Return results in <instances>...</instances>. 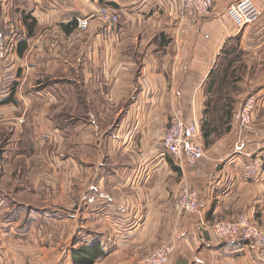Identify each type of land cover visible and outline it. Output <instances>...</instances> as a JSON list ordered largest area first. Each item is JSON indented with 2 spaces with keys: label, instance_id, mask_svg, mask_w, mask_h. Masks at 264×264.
Here are the masks:
<instances>
[{
  "label": "crops",
  "instance_id": "0c3cea01",
  "mask_svg": "<svg viewBox=\"0 0 264 264\" xmlns=\"http://www.w3.org/2000/svg\"><path fill=\"white\" fill-rule=\"evenodd\" d=\"M232 1L215 0L214 14L191 18L177 15L166 0H0V67L11 66L0 70V98L16 109L12 99L37 96L49 107L43 123L36 109L32 142L44 143L40 124L59 131L47 143L48 160L60 165L50 147L61 150L64 142L68 190L79 194L66 202L72 213L65 217L44 218L40 209L47 208L38 204H22L23 215L10 217L22 211L15 202H0V264H49L53 257V264H72V250L94 242L100 254L93 264H135L171 237L178 246L168 264H264V248L200 232L199 217H176L170 198L185 180L200 191L206 222L245 212L264 228V171L258 180L242 172L255 156L264 168V84L253 93L259 97L254 132L240 131L237 110L231 129L185 172L160 144L173 112L201 119L204 84L226 41L239 35L245 55L264 61V0H254L262 23L241 29L222 13ZM102 5L117 11V22L92 19ZM24 15L35 21L30 34ZM81 17H91L86 31L76 27ZM32 81L33 88L25 87ZM57 114L68 121L57 126ZM15 118L5 117L0 127L18 129L19 142L28 141L26 122ZM63 222L71 226L70 239L60 247L41 231Z\"/></svg>",
  "mask_w": 264,
  "mask_h": 264
},
{
  "label": "rangeland",
  "instance_id": "374dc122",
  "mask_svg": "<svg viewBox=\"0 0 264 264\" xmlns=\"http://www.w3.org/2000/svg\"><path fill=\"white\" fill-rule=\"evenodd\" d=\"M255 23H253V25ZM261 23L262 20L258 22V25H260ZM234 28L238 29L236 26H234ZM5 42L6 40L2 39V44L5 45ZM8 51L9 50L5 46L3 52L6 54L8 53ZM243 52L244 53H241V57H235L233 59V63L229 70V72H235L239 80L233 87L234 93H231L232 96L238 97L237 99L239 100V109L243 101L249 95L253 94L254 91L259 88V86L264 84V61H260L258 63V61L255 58H251L245 55L246 53L245 51ZM222 58L223 57H220V60L218 61V65L217 67H215V70L217 71L219 70L218 74H223V72L225 71L224 70L226 67L225 62L220 63V61H222ZM3 68L10 69L11 66L6 67L5 65L4 67H0V70H2ZM39 79L41 80V78ZM38 83L39 81L36 82V85ZM33 85L35 86L34 81H32V83L28 82L25 87L30 89L33 88ZM14 87L15 85L13 86V88ZM5 99H10V98H5ZM58 99L59 98H57V100ZM12 100L16 109H13L11 107L12 105L7 106L10 107L9 109H7L5 104L0 105V120L3 121V119L7 117L6 121L12 122L16 117L15 122H18L22 125L26 122L25 123L26 129H28V134L29 136H31L30 125H33L34 121L36 120V116H35L36 109L38 110V113L41 115L38 118L39 121L40 119L43 118L42 113L43 112L47 113L49 107L45 108L42 104H40L39 103L40 100H38L37 96L34 97L22 96L19 97V101L16 100V98ZM15 100L17 101V103ZM41 100L47 101L48 98H42ZM57 105L59 106L60 103L58 102ZM90 117L92 118V116ZM53 121L57 126H60L68 121V117L65 114H57L55 120ZM41 122L43 123V119L41 120ZM40 126L41 128L39 132V137L41 140H44V143H41V145L38 144L37 142L34 144L32 142V136L28 141L22 140L19 142L18 137H16L17 136L16 134L18 133V129H16L15 134H13L12 128L0 127V202H4V203L15 202V204H17L16 206H18L19 210L21 211L23 209L22 204H24L25 206L27 204H38L42 208H47V209H40L41 215L44 218L49 217V215L52 212L56 213L55 215H58L60 217H65L72 213L71 208L65 207L66 202L68 200H71L72 198L75 200L76 197H78L79 195L78 193H73L71 195V193H69L68 190L70 186L68 183L69 176H66L64 169L65 166L63 164V159L65 157V151H64L65 143L63 142V144L61 145L62 146L61 150H59L58 148L55 149L54 147H50L51 153L56 154L58 159L61 160L60 165H56L53 161L50 162L48 160L49 156H48L47 143L49 142V140L54 142L55 137L59 138V131L58 130H57L58 132L56 130L54 131L52 128L47 129L45 128V126H42V124H40ZM6 133H8V135H6ZM80 136L82 135L80 134L79 138ZM202 147L204 148V155H205L206 146L203 144V142H202ZM74 179H75V183H73V185L75 187L80 186L79 179L78 178H74ZM18 202L21 204L19 205ZM52 203H55L56 205L53 206ZM26 210L27 209L25 208V211ZM4 211L10 212V209ZM14 212L17 213L18 212L17 209H15ZM17 214L16 215L12 214L10 215V217L21 216L23 215V211ZM221 220H228V219H221ZM69 226H70L69 223L63 222L61 225H58V227H52L50 230L49 228L46 230L45 228L42 229L41 233H43L47 239L50 238L49 240H54V238H56V240H58L57 244L60 243L61 244L60 247H62L65 243H67V240L70 239V237H68ZM73 241H76V238ZM12 244H15V242H10L9 245ZM45 245L47 246L46 242ZM36 255L37 254H34L33 257ZM27 258L31 259L32 256L24 250V259L26 260ZM52 260L49 264H53Z\"/></svg>",
  "mask_w": 264,
  "mask_h": 264
},
{
  "label": "built area",
  "instance_id": "2783aa9c",
  "mask_svg": "<svg viewBox=\"0 0 264 264\" xmlns=\"http://www.w3.org/2000/svg\"><path fill=\"white\" fill-rule=\"evenodd\" d=\"M170 9L179 15L191 18L205 17L216 12L215 0H166ZM230 22L241 29L257 22L260 10L253 0H234L222 12ZM92 19L102 23H115L119 19L117 11L107 5L98 7ZM91 17L76 18L78 31H86L90 27ZM259 97L249 95L242 103L238 125L241 132H254V114ZM163 152L171 156L175 166L182 172L196 164L204 156L198 121L190 120L182 114L173 112L169 123L160 137ZM263 164L260 157L250 158L242 165L244 176L251 180H258L263 176ZM172 208L176 217L193 215L199 217L194 223L200 232L210 230L218 240H245L257 248H264V228L258 226L245 212L235 218L218 220L208 224L200 217V191L192 187L187 181L181 180L177 189L172 193ZM174 237L162 243L157 249L145 256L136 264H168L178 244ZM101 259L98 257L97 260Z\"/></svg>",
  "mask_w": 264,
  "mask_h": 264
},
{
  "label": "trees",
  "instance_id": "16d2710c",
  "mask_svg": "<svg viewBox=\"0 0 264 264\" xmlns=\"http://www.w3.org/2000/svg\"><path fill=\"white\" fill-rule=\"evenodd\" d=\"M30 17V15H24L22 17L24 24L28 27L29 34L31 27L35 25L34 19ZM29 19H32L30 23H28ZM72 23L70 22L67 24L71 25ZM67 24L64 26H67ZM241 53L244 52L240 47L239 35L226 41L205 81L202 117L198 124L201 141L206 147L210 146L217 138L231 129L232 118L239 109L238 97L231 95V93H234V85L239 80L236 73L229 72V70L233 63V59L235 57H241ZM220 57H223L220 63L225 62L226 65L223 74H218L219 70H215ZM7 101V99H0V105ZM99 251L97 242L74 248L71 253L72 264H93L95 257L100 254Z\"/></svg>",
  "mask_w": 264,
  "mask_h": 264
}]
</instances>
